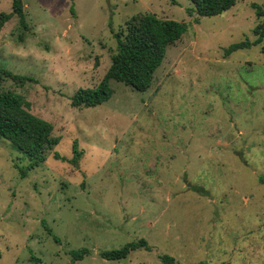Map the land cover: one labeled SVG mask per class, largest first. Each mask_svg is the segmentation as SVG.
<instances>
[{"label":"rangeland","instance_id":"374dc122","mask_svg":"<svg viewBox=\"0 0 264 264\" xmlns=\"http://www.w3.org/2000/svg\"><path fill=\"white\" fill-rule=\"evenodd\" d=\"M11 2L0 0V13ZM22 2L28 28L17 15L4 23L0 68L30 79L1 88L23 95L59 141L22 176L28 158L0 139V264H166L162 254L172 264H264V38L224 54L256 38L264 0L210 17L189 15L190 0ZM143 13L188 24L151 86L110 80L109 100L71 106L110 66L112 29ZM140 238L151 250L98 254ZM83 247L89 254L73 260Z\"/></svg>","mask_w":264,"mask_h":264},{"label":"trees","instance_id":"16d2710c","mask_svg":"<svg viewBox=\"0 0 264 264\" xmlns=\"http://www.w3.org/2000/svg\"><path fill=\"white\" fill-rule=\"evenodd\" d=\"M192 7L186 11L189 15L196 14L197 17H210L223 13L230 9L237 0H190ZM257 14L262 11L258 3H252ZM10 13H0V30L4 23L12 15H17L20 25L27 29L22 0H12ZM71 12L73 8L71 7ZM188 24L171 18L161 19L153 13L137 14L127 19L118 30L112 29V35L116 42L115 52L111 56V63L100 82L94 87L78 88L70 97L73 107H95L110 99L113 89L110 80L121 82L124 85L140 92L146 91L152 82L155 70L162 63L166 49L170 44L178 41L187 31ZM256 38L253 41L244 39L234 42L224 49V54H231L237 49L249 48L259 44L264 38V21L257 24L253 29ZM5 78H10L19 83L29 80L30 77L14 74L6 69L0 68V139L11 142L16 149L25 155L29 163L26 168H20V175L40 165L47 150L51 149L59 137L52 135V124L44 118L33 114L30 110V102L21 94L14 91L3 90L1 84ZM73 157L71 161L76 163L81 151L74 141ZM54 158L64 157L55 153ZM44 229L58 243L59 238L42 221ZM136 249L151 250L146 239L140 238L123 244L119 248L100 250L99 256L106 260H119L125 258ZM69 254L73 260H80L89 254L87 248L70 250ZM159 259L166 264H172L173 257L162 254ZM41 262V259L34 257ZM49 264V263H42ZM199 264H208L200 262Z\"/></svg>","mask_w":264,"mask_h":264}]
</instances>
